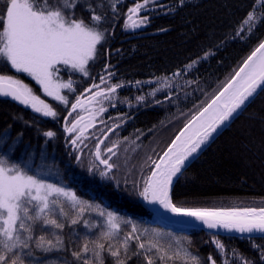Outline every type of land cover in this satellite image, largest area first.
<instances>
[{
	"label": "trees",
	"instance_id": "16d2710c",
	"mask_svg": "<svg viewBox=\"0 0 264 264\" xmlns=\"http://www.w3.org/2000/svg\"><path fill=\"white\" fill-rule=\"evenodd\" d=\"M3 2L4 0H0V5ZM85 2L105 17L99 26L100 30H106L102 46L106 44L111 47L108 53H113L119 47L123 49L122 53L126 57L120 60L127 62L124 64L129 75L158 79L197 61L190 69L187 68L188 76L202 84V93L198 94L196 91L195 101L191 104L184 91L174 93L175 98L183 105H189L191 110L201 109L210 102L243 64L242 57H248L264 41V22H258L251 31H248L247 25H243L245 30L237 34L243 20L253 8L257 9L256 14L264 20V7L256 4L255 0H183V3L180 0H155L152 3L150 0L149 5L135 18L148 17V23L139 28L126 25L130 23L127 20L128 8L142 0ZM113 5L115 11L112 10ZM74 18L88 21L90 13L78 5ZM102 46L98 45V51H101ZM124 70L120 68V71ZM201 70L209 71L211 76L208 77ZM0 74L16 75L2 60ZM138 96L151 98L153 101L160 97L152 96L150 90ZM41 98L58 113L56 119L43 117L10 100L0 98V138H5L4 145L0 146V155L6 156L10 164H19L38 179L75 191L81 199L93 205L99 204L105 211L131 219L138 229L147 228L150 234L152 229L158 230L163 234L158 237L161 244H172L174 249H187L200 259L201 264H205L209 256L216 260V264H223L225 260L229 264H243L244 260L251 264H264V259H261L264 238L218 237L199 230H193L189 234L177 233L158 223H152L156 214L149 211L139 196L143 180L150 174L151 164L146 159V151L138 148L137 137L132 132L129 137L126 134H113L105 147L119 143L117 155L112 160L118 167L113 169L108 178L96 176V170L90 173L89 166L95 163L94 148L105 133L101 128L104 124L93 129L95 134L88 137L85 147L84 142H78L79 148L74 149L72 145L69 154V150L63 144L60 145L59 138H66V135L58 127V121H63L68 107L61 103L56 106V101L51 97L41 95ZM132 100L129 99L123 106L129 105ZM201 100L203 106H200ZM250 105L246 115L239 116L183 173L172 192L174 204L184 208L209 210L264 207V91ZM61 113L66 114L60 116ZM129 113L127 119H132L137 111L134 109ZM143 115L146 118L143 121L139 115L135 117L136 124L160 128L161 122L168 120L160 118L153 111L144 112ZM180 116L179 113L175 121ZM185 116L190 120L193 114ZM172 124L165 128L163 135ZM46 131L55 132V136H44ZM96 135H100L99 138ZM163 135L157 139H161ZM155 139L156 135L150 137V145ZM80 146L85 150L81 151ZM80 152L86 154V158L77 162ZM69 215L74 216L75 213L70 212ZM57 218L65 225L62 230L37 224L34 225L33 238L35 240L44 236L55 244L56 237L59 236L64 241V250L43 253L32 243L33 256L37 258L33 260V264H37L39 258H43V264H81L72 256V252L79 251L85 240L89 241L90 248L93 247L91 241L97 240L103 230L101 226L104 218L94 209L86 211L81 222L75 225L70 223V219ZM85 220L88 227L84 225ZM128 232H131V225H122L119 237L112 243L118 246V241H122ZM147 239V236L141 237L142 241ZM213 240H219L224 245L223 252L216 249ZM105 243L107 246V242ZM129 243L130 253L140 251L136 241ZM28 259L26 258V264ZM104 261L105 264H114V258L107 252L104 253ZM127 264H146V261L143 254L130 255ZM157 264L160 262L157 261ZM167 264L182 262L167 261ZM207 264L211 262L208 261Z\"/></svg>",
	"mask_w": 264,
	"mask_h": 264
},
{
	"label": "snow or ice",
	"instance_id": "6c2138e0",
	"mask_svg": "<svg viewBox=\"0 0 264 264\" xmlns=\"http://www.w3.org/2000/svg\"><path fill=\"white\" fill-rule=\"evenodd\" d=\"M180 2L183 3V0ZM149 3L150 0H142L128 8L127 20L130 23L126 27L139 28L148 23L147 16L139 19L135 17H138ZM152 3H155V0H152ZM255 3L264 7V0H255ZM78 5L89 11L88 21L74 18ZM112 10H116L115 5ZM256 12L257 9L253 8L247 14L238 35L245 30L243 25H247L248 31H251L258 22H264ZM104 20L105 17L98 14L85 0H4L0 5V60L6 62L16 73L31 77L45 96L68 107L69 99L62 95L61 91L67 89L74 92L75 88L71 79L65 82L58 77L57 74L61 70L58 66L62 65L88 77L89 62L97 59L98 45L102 46L105 39L106 30L99 28ZM195 63L197 61L187 65V68L190 69ZM112 75L113 73H108V76ZM173 76L179 77L181 72H175ZM99 79L102 84L109 83L103 75ZM160 79L162 83L156 91L172 87L167 77ZM136 83L139 84L140 81ZM121 87L122 84H110L101 91L100 86L93 83L86 89L92 93L86 101L77 96L75 103H71L68 116L77 112V109L89 113L87 118L79 115L70 126L65 119L64 131L70 136L76 133L75 138L71 140L75 148H79L78 142L83 143V140L87 139L85 132L95 126L97 111L86 105L100 103V97L111 100L112 94ZM93 89L96 91L93 92ZM258 90L264 91V42L259 43L210 102L191 117L159 159L152 160L149 157L151 172L143 180L139 196L149 204L159 205L177 216L193 217L208 229H224L227 232L247 233L249 236L255 233L264 238V207L232 210L193 209L177 206L172 198L174 182L183 175L189 158H195L202 147L213 139V135L246 107ZM152 95H155V92ZM0 97L11 98L43 117L56 119L58 116L53 107L34 94L28 84L12 75L0 74ZM137 99L144 101L145 97L140 96ZM105 110L101 107L98 111L102 113ZM43 134L48 138L55 136L53 131ZM4 139L0 138V146L4 145ZM103 143V140H99L95 146L94 158L98 164H90L89 172L96 170L101 177L108 178L113 169L118 167L111 161L117 155L119 143H113L102 153L100 145ZM80 158L78 155V162ZM91 209L104 218L101 226L103 230L97 240L91 241L93 247L90 248L89 241L85 240L79 251L72 252V256L81 264H105V252L114 258V264H127L130 255L141 254L146 264H157V261L167 264V261L176 260H180L182 264H201L200 259L187 249H174L172 244H161L158 237L163 234L158 230L152 229L150 234L147 228L138 229L131 219L105 211L99 204L93 205L81 199L75 191L30 175L25 167L16 163L10 164L4 155H0V264H26V258H29L28 264H33V260L37 258L33 256L32 243L43 253L64 250V241L59 236L56 237L55 244L44 236L34 240V225H50L62 230L65 225L57 217L70 219V223L75 225L80 223L84 213ZM70 212L75 215L70 216ZM84 225L89 226L86 220ZM122 225H131V232L126 233L117 246L112 241L119 237ZM142 236H147L148 239L142 241ZM130 241H136L140 251L130 253ZM176 243L178 245L179 240ZM212 243L220 252L224 251V245L219 240H213ZM18 249L19 252L16 251ZM261 259H264V252ZM208 261L216 264L212 256L207 257L205 264ZM37 264H43V258H39ZM223 264L229 262L225 260ZM243 264L251 262L244 260Z\"/></svg>",
	"mask_w": 264,
	"mask_h": 264
},
{
	"label": "flooded vegetation",
	"instance_id": "af4514ba",
	"mask_svg": "<svg viewBox=\"0 0 264 264\" xmlns=\"http://www.w3.org/2000/svg\"><path fill=\"white\" fill-rule=\"evenodd\" d=\"M107 54L111 57H115L118 59H122V58L126 57L125 55L119 54L117 52H113V53L107 52ZM105 57H106V55H105ZM91 62H93L96 69L93 67L92 71L89 72L88 77H84L81 73H80L81 75L74 73L73 76L71 77V80L73 81V87L75 88V91L73 92L74 101L72 100L73 101L72 103H75L77 96H80L81 99H84L86 101V99L91 94L90 92H87L86 89L90 88L93 83L98 84L100 86L101 91L108 88L110 84H122L123 87L118 88L117 92L115 94H112L113 98L111 100L104 99L103 97H100L99 100L101 102L92 104L94 106L91 108H93V109H99L101 107L107 108V106L111 103L113 105H115V106H112V108H111L112 114L110 116L107 115V116H104V118L99 120V121H94L95 126L100 125V124H104L103 127L108 128L112 124H113V126L121 125V126H123V128L120 131V135L126 134V137H129V135L131 133V125H130L131 122L135 123V121H136L135 117H137L139 115V113L151 111L152 105L159 99V97H157L153 101L151 98H147L144 101H140L137 99V97H139L138 95L141 94L142 92L148 93V91L151 88L158 87L159 84L162 83L161 79L157 80L156 78H152V77L131 76L127 73V70L118 72L112 76H108V72L105 71L106 66L103 63V61L101 62L102 65H97L98 64L97 61H90L89 63H91ZM101 75L105 76L108 79V81H109L108 84H102L100 82L99 77ZM137 81H140V83L137 84L136 83ZM149 81H153L154 83H149ZM168 81L172 85V87L170 88L171 94H172V91H176L177 89L179 90V93L182 92V88L180 87L178 77L171 75L168 77ZM93 91L95 92L96 89H93ZM168 97L175 98L174 95H171ZM131 98L133 100L129 102V105H127V106L122 105ZM179 103L181 105H183L182 102H179ZM92 105H86V106L89 107ZM122 108H124V109L120 112V109H122ZM134 109L137 111V114L132 119H127V117L130 115L129 112H131ZM69 110H71L70 106H69ZM78 110H80V109H77V111ZM124 110H125V113H124ZM175 112H176V117H177L179 112L177 109L175 110ZM79 115H83V116L87 115L88 116L89 113L84 112V111L72 113V115L70 116V124ZM175 119L176 118L168 119L167 121L162 120L164 122H161L162 124H161L160 128H156V127L152 128L144 136V138L137 144V146H138V148H140V150L146 151L148 159L150 157L152 160H155V157L161 152V150H162L161 148L163 146H166L167 140H169L172 136H174V134L177 132V130L182 126V124H184V122L186 120V116L184 114H181V116L178 120L175 121ZM171 124H172V126L170 127V129L163 135L165 128ZM94 127H90L85 132V135H86V133L88 135H94L95 131L92 130ZM126 128H127V130L124 132V130ZM75 135H76V133L72 134V139L75 138ZM152 135H156V139H157V137L163 135V137L160 139V142L158 145L156 144V139H155V142L152 145H150V137ZM105 149H106L105 147L104 148L102 147V151H104ZM150 164H151V162H150Z\"/></svg>",
	"mask_w": 264,
	"mask_h": 264
},
{
	"label": "bare ground",
	"instance_id": "6f19581e",
	"mask_svg": "<svg viewBox=\"0 0 264 264\" xmlns=\"http://www.w3.org/2000/svg\"><path fill=\"white\" fill-rule=\"evenodd\" d=\"M103 42H105V41H103ZM110 49H111V47H109L106 44L102 46L101 51H98L97 59L94 60V61H97L98 62L97 65H102L101 62L103 61V63L105 64V66L107 68V72L108 73L111 72V73H113V75H115L118 72H121L120 71V68H124L125 70H127V66H125V64H124V62L127 63L126 61L123 62L120 59L115 58V57H111V56H109L107 54L108 50H110ZM114 52H117L119 54H123L122 53L123 52V49L121 47H119V48H116L114 50ZM105 55H106V57H105ZM246 59H247V56H243L242 57V60H243L242 63H244V61ZM93 67L96 69V67L94 66L93 62L89 63V65H88L89 72L92 71ZM178 71L181 72V76L178 77V81H179L180 87L182 88V93H183V91L185 92L186 97L188 99V102H189V104H191V103H193L195 101V92L197 91L198 94H201L202 91H203V86L198 81H196L194 78H192L191 76H188L189 75V71H188V69L186 67L183 68V69H179V70H177L175 72H178ZM201 72H203V74H205V75H208V77L211 76V74H210L209 71H202L201 70ZM79 75H81V74L79 73ZM171 75H173V73L170 74V75H168V76H165V77L168 78ZM229 78H231V76ZM159 79L160 78H158L157 80H159ZM23 80L30 87V83L26 79H23ZM188 81H191V83H187ZM150 91H151V94L153 92H155V95H152V96H154V97L160 96L159 99L151 107V111H153L157 115H159L160 118H164V119H174V118H176V112H175L176 109L178 110V112L180 114H184V115H187V116L189 115V113H192L193 115H195L200 110V109H197V108H194V109L191 110L190 107H189V105H181L177 99L168 97V96L174 95V93H179V90L178 89L176 91H172V94L170 93V88H164V89H162L160 91H156V89H152L151 88ZM91 95H92V93L90 94V96ZM259 95H260V93L255 97V99ZM12 102L15 103V104H17L20 107H24V105H22L20 103H17V102H14V101H12ZM199 102H200V106H203V101L201 100ZM250 104H246V107L241 112H239V116L246 115V113L248 112V110H249V108L251 106ZM64 114L65 113H61L59 115L60 116H63ZM143 114L144 113H139V118H141V121H143L144 119H146ZM136 122L137 121H135V123H132L131 122L130 125H131L132 135L137 137L136 141H138V143H139L144 138V136L152 129V126H141L139 123L136 124ZM106 139L108 140V138H106ZM71 140H72L71 138H59L60 145L63 144L69 150L68 151L69 154H70ZM112 144L110 146H112Z\"/></svg>",
	"mask_w": 264,
	"mask_h": 264
},
{
	"label": "water",
	"instance_id": "95a60500",
	"mask_svg": "<svg viewBox=\"0 0 264 264\" xmlns=\"http://www.w3.org/2000/svg\"><path fill=\"white\" fill-rule=\"evenodd\" d=\"M261 93V91L258 90V93L254 96V98H251L250 102H248L247 104H250L255 97ZM5 99H9L12 100L11 98L8 97H2ZM14 101V100H12ZM17 102V101H14ZM19 103V102H17ZM26 107V106H25ZM30 108V107H28ZM239 117V113L237 115H235L233 117V119L228 122V124L224 127H222L221 129L218 130L217 133H215L213 135V139H211L208 144L204 145L202 147V149L200 150V152L198 154H196L195 158H189V161L186 162V167L183 170V173L207 150L208 147H210V145L216 141L220 135ZM116 129H113L112 131H110L109 133H107L105 135V137H108L109 134L113 131H115ZM105 137L102 139L103 141H105ZM102 146V144L100 145V147ZM177 182V181H176ZM176 182H174V186L176 184ZM174 189V187H173ZM173 192V191H172ZM146 206L150 209L151 212H158L161 218V221L164 222V224L168 225L171 228H177L179 231H184V232H189L190 230H201L204 231L206 233H210L212 235L221 237V236H225V237H239V238H260V234H252L251 236H249V234L245 233V234H240V233H236V232H227L224 229H208L207 227H205L201 221L196 220L193 217H185V216H177L171 212H168L166 210H164L163 208H161L159 205H152L149 204L147 201H144Z\"/></svg>",
	"mask_w": 264,
	"mask_h": 264
},
{
	"label": "rangeland",
	"instance_id": "374dc122",
	"mask_svg": "<svg viewBox=\"0 0 264 264\" xmlns=\"http://www.w3.org/2000/svg\"><path fill=\"white\" fill-rule=\"evenodd\" d=\"M58 67H60V72L63 74L62 75V77H60L58 74V77L60 78V79H62V80H64L65 82H67V80H69V79H71V78H68L69 76H73V74L75 73L74 71H72V73L71 74H69V72H68V69L67 68H65L64 66H62V65H59ZM15 71V70H14ZM17 75V76H16ZM16 75H12V76H14V77H18V78H20L21 80H23L22 79V77H21V75H24V76H26L27 78H29V79H31L32 80V78L31 77H28L26 74H23V73H16ZM32 81H34V80H32ZM23 82L24 83H26L24 80H23ZM35 82V81H34ZM35 84H36V82H35ZM37 85V87H39V89H34V94H36L37 96H39L35 91H38L39 92V94H40V91L42 90L41 88H40V86L38 85V84H36ZM61 94L62 95H65V96H67V98L68 99H70V100H73L74 101V99L72 98V92H69L67 89H63L62 91H61ZM46 103V102H45ZM121 104V103H120ZM123 105V104H122ZM112 106H113V104L111 103V104H109L108 106H107V108H105L106 110H105V112H102V113H100L98 110L99 109H95L96 111H97V115H96V117H95V121H99V120H101V119H103L104 118V116H110L112 113V111H111V108H112ZM124 108H122V109H120V112L123 110ZM39 115H41L40 113H38ZM86 118L88 117L87 115L85 116ZM101 125V124H100ZM97 126H99V125H97ZM97 126H95L93 129H96V127ZM104 126V125H103ZM101 127L102 129H104L105 130V133L104 134H106V133H109L110 131H112L113 129H115V128H113L112 126H110V128H104V127ZM63 127H65V121H64V123H63ZM92 129V130H93ZM114 132L115 131H113V132H111L110 134H109V138L114 134ZM104 134L102 135V137H100L99 138V136L100 135H96V138H99V140H102L103 139V137H104ZM98 140V141H99ZM88 141H89V138H87V139H85V141H83L84 143V145H83V147H85V145L88 143ZM98 141H97V143H98ZM105 142V141H104ZM159 142H160V139H157V143L159 144ZM96 143V144H97ZM81 144V143H80ZM96 146V145H95ZM101 147H105V143H103L102 144V146ZM107 147H109V146H106L105 148H107ZM95 149V148H94ZM101 150H102V148H101ZM102 153H103V151H102ZM94 161H95V158H94ZM96 163L98 162V161H95ZM112 162V161H111ZM112 176V175H111ZM232 209H244V208H230V209H225V210H232Z\"/></svg>",
	"mask_w": 264,
	"mask_h": 264
}]
</instances>
